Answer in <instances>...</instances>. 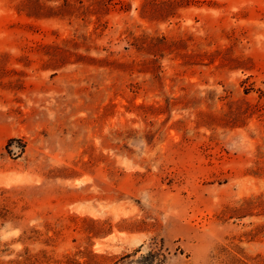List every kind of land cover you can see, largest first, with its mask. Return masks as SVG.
Masks as SVG:
<instances>
[{"label": "rangeland", "instance_id": "rangeland-1", "mask_svg": "<svg viewBox=\"0 0 264 264\" xmlns=\"http://www.w3.org/2000/svg\"><path fill=\"white\" fill-rule=\"evenodd\" d=\"M22 1L0 264H264V0Z\"/></svg>", "mask_w": 264, "mask_h": 264}, {"label": "trees", "instance_id": "trees-1", "mask_svg": "<svg viewBox=\"0 0 264 264\" xmlns=\"http://www.w3.org/2000/svg\"><path fill=\"white\" fill-rule=\"evenodd\" d=\"M66 4L67 3V0H64ZM23 4L29 6L32 10H26L27 11V14L29 15H35L37 16L39 13H42L43 9H46V8H51L49 7L48 5H46L44 2H42L41 0H23L22 1ZM122 4V2H119ZM23 8H19V10H22ZM15 138H9V140L7 141L6 143V149H8V146L9 144L11 143L12 140H14ZM20 140V145H21V149L22 151H24V148L26 146V141L23 139V138H17ZM9 151V149L7 150ZM139 250V249H136V251ZM151 252H147V255H150Z\"/></svg>", "mask_w": 264, "mask_h": 264}]
</instances>
